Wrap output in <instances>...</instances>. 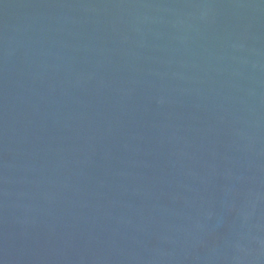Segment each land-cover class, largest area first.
I'll list each match as a JSON object with an SVG mask.
<instances>
[{"label":"water","instance_id":"1","mask_svg":"<svg viewBox=\"0 0 264 264\" xmlns=\"http://www.w3.org/2000/svg\"><path fill=\"white\" fill-rule=\"evenodd\" d=\"M0 264H264V0H0Z\"/></svg>","mask_w":264,"mask_h":264}]
</instances>
